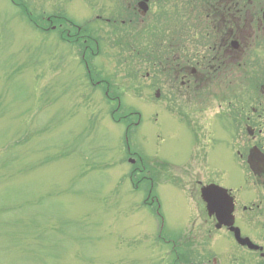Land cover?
<instances>
[{
  "label": "rangeland",
  "instance_id": "obj_1",
  "mask_svg": "<svg viewBox=\"0 0 264 264\" xmlns=\"http://www.w3.org/2000/svg\"><path fill=\"white\" fill-rule=\"evenodd\" d=\"M13 2L0 0V264H173L181 251L192 258L212 246L196 241L210 225L202 186L216 182L246 204L264 202L263 178L245 161L251 146L264 151V113L245 119L256 98L264 107L254 86L264 45L249 70L236 69L201 101L180 78L169 92L135 49L118 44L106 21L120 0ZM190 3L154 0L152 20L168 25L175 9L184 20ZM58 10L86 25L98 48L89 53L33 23ZM259 217L243 223L256 239ZM226 240L225 248L234 244Z\"/></svg>",
  "mask_w": 264,
  "mask_h": 264
},
{
  "label": "flooded vegetation",
  "instance_id": "obj_2",
  "mask_svg": "<svg viewBox=\"0 0 264 264\" xmlns=\"http://www.w3.org/2000/svg\"><path fill=\"white\" fill-rule=\"evenodd\" d=\"M120 1L121 7L116 6L112 19L109 17L106 21L116 26L115 30L113 29L116 39L121 37L123 25L130 24L132 30L137 23H147L151 20L154 2V0H148L146 5L148 10L145 13L144 4L142 5L144 0ZM21 5L25 4L21 1ZM262 6V0H195V31L189 32L190 37L184 38L182 42L184 44L182 49L190 52L178 55L180 59L178 62L166 66V70L174 74L170 81L174 84L173 88L180 78L179 84L185 89V93L196 90L198 99L200 96L201 100L205 92H209L208 88L216 86L217 82L223 81L229 84L231 82L229 78L236 69L249 70L252 54L264 45V6ZM184 19L187 20L188 17ZM44 20L51 24L50 29L61 39L76 42L81 40L85 42V51L92 52L87 41L94 40L95 37L86 25H75L61 14V10L51 17L41 15L40 21L44 22ZM261 71L262 73L255 77L254 86L264 93V66ZM256 101L257 107H252L251 111L245 113L247 122H251L252 119H261L264 113L263 99L256 98ZM244 109L245 106H243ZM261 125L258 123V126ZM262 132V128L259 127L257 134H263ZM255 137L256 134L253 131V139ZM238 154L240 157L243 156L240 151ZM137 170L140 172V168ZM262 178L264 185V174ZM231 195L234 197V211L230 225L217 227L216 217L214 215L207 217L206 220L210 222V225L204 226L207 227L208 234L206 237L198 234L196 241L208 242L207 239L210 238L212 246L208 251H199L195 248L196 251H193L196 256L192 258L184 256L185 250L183 253L181 251L180 256L176 257L178 264H264V224H262L261 239L250 236L243 225L244 222L260 221L259 216L264 215V208L261 207L264 202L261 199L256 204L254 202L246 204L233 193ZM231 226L239 228L238 234L243 238H250L258 248L251 249L248 245L240 244L236 240V232L230 229ZM202 228L201 231H204L205 228L203 226ZM226 239L234 244L225 248L223 243ZM184 245H186L184 249H189L187 244Z\"/></svg>",
  "mask_w": 264,
  "mask_h": 264
},
{
  "label": "trees",
  "instance_id": "obj_3",
  "mask_svg": "<svg viewBox=\"0 0 264 264\" xmlns=\"http://www.w3.org/2000/svg\"><path fill=\"white\" fill-rule=\"evenodd\" d=\"M191 2L193 4H189L191 8L190 11L188 10L189 14L184 15V17H188L187 20H182L181 18L183 17L177 15L175 9L172 20L171 17H167L168 20L170 19V24L165 25L163 22L160 27L158 25L160 17H155V20L149 21L147 25L145 23H137L132 30L131 25L126 24L123 25L122 35L118 38V44L125 46L128 52V49L132 51L135 49L134 55L138 58L141 57L143 59L142 62L144 61L143 63L150 65L154 71L155 79L160 77L164 86L168 87V89L173 84L170 81L173 79L174 74L168 72L166 66L178 62L180 60L178 55L190 52L182 49L184 47L182 42L184 38L190 37L189 32L195 31V0H191ZM164 16H166V13ZM153 18L154 15H152L151 19ZM151 23H154L153 26H151ZM89 42L90 46H93L91 41ZM131 45L132 47H130ZM80 46L82 47V45ZM157 83L159 82L157 81Z\"/></svg>",
  "mask_w": 264,
  "mask_h": 264
},
{
  "label": "water",
  "instance_id": "obj_4",
  "mask_svg": "<svg viewBox=\"0 0 264 264\" xmlns=\"http://www.w3.org/2000/svg\"><path fill=\"white\" fill-rule=\"evenodd\" d=\"M249 162L251 166H254L256 172L264 170V156L260 154L256 147L251 149ZM226 193V189L214 184L202 188V197L207 202L209 212L217 214L218 219H220V224H228L231 222L230 218H232V199L227 197ZM226 216H228L227 219ZM236 232V237L240 243L251 245L247 239H241L239 237L238 230Z\"/></svg>",
  "mask_w": 264,
  "mask_h": 264
}]
</instances>
